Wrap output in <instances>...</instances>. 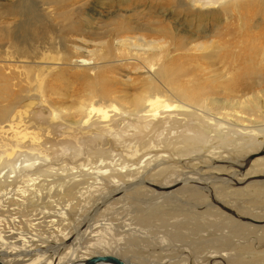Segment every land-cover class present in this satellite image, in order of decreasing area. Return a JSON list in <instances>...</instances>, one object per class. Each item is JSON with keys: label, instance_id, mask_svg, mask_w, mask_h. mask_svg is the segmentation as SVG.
Wrapping results in <instances>:
<instances>
[{"label": "rangeland", "instance_id": "374dc122", "mask_svg": "<svg viewBox=\"0 0 264 264\" xmlns=\"http://www.w3.org/2000/svg\"><path fill=\"white\" fill-rule=\"evenodd\" d=\"M91 1L0 0V84L18 92L22 82L29 95L13 111V127L0 121V258L68 264L115 254L129 264H264V81L248 90L239 78L263 67L264 0H129L125 16L141 21L156 12L172 30L162 36L175 59L173 83L199 88L198 71L211 65L200 56L209 51L243 54L228 65L237 91L213 92L200 110L183 107L185 94L163 79L155 93L162 105L140 110L142 65L102 32H76L88 21L101 27L118 18L104 4L93 21ZM172 10L176 19L165 15ZM197 24L207 29L206 47H193L186 33ZM178 35L186 44L180 50ZM257 95L246 111L243 103ZM135 171L136 181L122 183ZM185 176L195 180L168 189L149 183ZM113 180L121 192L111 195Z\"/></svg>", "mask_w": 264, "mask_h": 264}, {"label": "bare ground", "instance_id": "6f19581e", "mask_svg": "<svg viewBox=\"0 0 264 264\" xmlns=\"http://www.w3.org/2000/svg\"><path fill=\"white\" fill-rule=\"evenodd\" d=\"M34 1H36V0H34ZM38 1L42 4H57V5L61 4L62 5L63 3H66L67 1H72V0H38ZM164 1L165 0H158V2H159L158 4H160V3L163 4ZM91 2H92V11H93L92 12L93 13V16H92L93 21L97 18L96 16L101 14L100 11L102 10V8H104L105 5H106V7L109 6L107 9H114L113 13H115L118 18H117V20H111L109 23L103 24V26H101V27H99V26L95 27L92 24L89 25L90 23H92V21H88L90 23L85 25L86 26L85 29H84V27L79 26L78 30H76V32L77 31L83 32L86 29H88L89 33L96 34V33H98V31H100L105 36V42H107V41L110 42L112 44V46L126 47L128 49V54L131 55L132 59L135 60L139 65H142V66H138L137 70L139 72H141L142 75L144 76L143 81H141L143 90H141L142 87H140V90L143 92L137 94L134 97V104L138 108H140V110H144L146 108L155 109L156 107H159L162 105L163 99L161 98L160 95L155 94L159 90L158 80H161V79L165 80L166 84L168 83L172 87V91H174V92L179 91V92L185 94V100L180 101V102H181L182 106L186 107L187 109L194 108L196 110H200L204 106V103L208 100H210V103L212 104V99L210 97V94H212L213 92H216V91L219 92L222 90H227L230 92L232 91L233 88L230 86V83L232 81V79L230 77V73L233 74V71L228 67V65L229 64L232 65V62H236V61L238 62L239 57L241 55H243L241 52H237V54H235L233 49H223V50H217V51L214 50L211 52L209 51V53H206V54L200 56L204 61L210 60L211 65H207L206 67H203L201 69L202 72H201V70L198 71V74L201 77L200 80L202 81V83L200 82L201 85L197 86L199 88H191V87L187 88L185 85H179L177 83H173L174 80L171 76L172 71L170 70V68L172 67L171 66L172 62L175 59H174V56L170 55L171 53L169 54L168 51H166L167 53H165V51L163 50L165 43H163L164 37L162 36V35L166 34V35L171 37L172 30L170 28H168L169 32H166L167 26L165 24H163L161 22V20L157 19V16H159V15L156 12H151L152 15L150 14L148 17L146 16L144 19H141V21H137V19L134 20L129 15L125 16V14L127 12L128 5H130L129 0H93ZM171 2L174 3L173 1H171ZM174 4H176V3H174ZM177 6L180 9L181 8L185 9V5L182 2L177 3ZM128 10H129V8H128ZM175 11L176 10H172L171 12L168 11L167 14H165V15L169 16L168 18L176 19L175 18V14H176ZM154 14H156V15L154 16ZM135 18H136V16H135ZM186 18H189V17H186ZM179 22H180V19L178 22L175 20V23H174V30L177 34H178L177 31H179V28H178ZM197 23H200V21L198 20ZM196 29H198V30H196L193 33H190L191 31H186L188 38L191 40L190 43H192V42L195 43L193 45V47L194 46L197 47L199 45H203L204 47H206L207 44H205V45L202 44L200 39L203 38V36H202L203 34L206 35L207 29L205 27L200 29V24H197ZM179 35L177 38V42L176 43L174 42L176 50L183 49L181 47L186 46L185 43L180 42L181 37ZM199 48H201V46H199ZM254 56H255V54H253L251 56L250 55L247 56L246 60L248 61V63L250 62V60L254 61ZM259 56L262 58L263 67L261 66L260 69L250 71L247 74L245 73V71L241 72L239 74V78L245 84V88H247L248 90H254L255 84H257V83L261 84L264 81L263 80L264 79V50L262 53H260ZM76 61L79 65H89L90 64V62H88V60H86V59H77ZM137 63H136V65H138ZM219 64H221L223 66V68L221 67V69H217L216 67ZM164 71H166V72H164ZM260 76H262L263 79ZM234 80L235 79H233V81ZM16 86L18 87V92H11L9 90L8 84L0 86V121H2V122L12 121L13 124L6 123L7 124L6 126H8L9 128L13 127V125L15 124V122H14L15 116H12L13 111L15 109H18L19 108L18 106L21 105L23 100L29 96L26 93L27 90L24 88L25 87L24 83L19 82L18 85L16 84ZM182 91H184V92H182ZM205 91H208L207 92L208 94L205 95L204 94ZM234 91H237V90H234ZM263 92H264V90H263ZM8 95H10L11 98L7 97ZM259 98L260 97L257 95L254 97V99H256V101L253 100V101H248L246 103H243V106L245 105V110L250 111V110L254 109L258 104L257 101H259ZM181 104H180V106H181ZM18 112H19V114L23 113L22 111H18ZM82 113L80 114V116H83ZM195 113L198 114V112H195ZM239 113H240L239 111H236L235 113H233L231 115L238 116ZM12 118H13V120H12ZM22 121H19L18 123H20ZM18 123H17V126H18ZM210 158H212V157H210ZM106 171H107V169L105 171H102V172L98 171V174L103 173V175H105ZM131 173H130L131 175H129L130 177L125 178V181L122 183L129 184L133 180L136 179L134 175L137 174L138 172L135 171V172H131ZM126 176H128V174H126ZM182 180H185L186 182H188V181L190 182V181H194L195 179L193 176H185L184 178H175V179L170 180L169 182L163 183L161 186L156 185V183H153L154 180L149 182V183L151 184V186H154L155 188H167L168 189L174 185L175 186L180 185ZM113 182H114V186L116 189L114 188L113 189L114 191L110 192L111 195H114L116 193L121 192V187L119 186L120 183H118L119 181L113 180ZM261 182H262V187L259 188V190L264 191V180ZM142 184H143V182H142ZM144 184H146V182ZM136 185H138V184H135V186ZM146 190H147V188H146ZM178 190L179 189H177V190L174 189L171 192L176 193V191H178ZM144 192H145V190H144ZM168 192H170V191H168ZM81 193H84V192H81ZM165 204H166V202H165ZM162 206L163 205L159 204L156 207L155 206L154 207H155V209H160V208H162ZM152 210H153V208H152ZM4 253L8 254L9 252L4 251ZM11 255H12V253L10 254V256ZM96 255H103V254H96ZM87 258H89V257L86 256V257H83L82 259L80 257L81 260H85ZM1 260L4 261L3 259H1ZM81 260H79V262L77 261V263L71 262L68 264H79L81 262ZM71 261H73V260L71 259ZM6 264H10V263H6ZM59 264H61V263H59Z\"/></svg>", "mask_w": 264, "mask_h": 264}, {"label": "water", "instance_id": "95a60500", "mask_svg": "<svg viewBox=\"0 0 264 264\" xmlns=\"http://www.w3.org/2000/svg\"><path fill=\"white\" fill-rule=\"evenodd\" d=\"M0 264L6 263L0 259ZM79 264H128V262L126 259L115 254H103L94 255L85 260H81Z\"/></svg>", "mask_w": 264, "mask_h": 264}]
</instances>
